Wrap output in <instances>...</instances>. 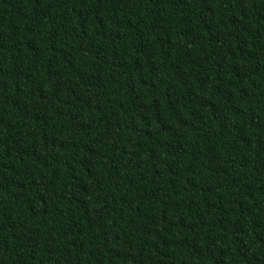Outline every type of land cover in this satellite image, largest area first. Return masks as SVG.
Returning <instances> with one entry per match:
<instances>
[{
    "label": "trees",
    "instance_id": "1",
    "mask_svg": "<svg viewBox=\"0 0 264 264\" xmlns=\"http://www.w3.org/2000/svg\"><path fill=\"white\" fill-rule=\"evenodd\" d=\"M0 264H264V0H0Z\"/></svg>",
    "mask_w": 264,
    "mask_h": 264
}]
</instances>
